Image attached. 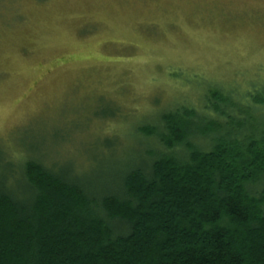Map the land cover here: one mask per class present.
Returning a JSON list of instances; mask_svg holds the SVG:
<instances>
[{
    "label": "rangeland",
    "instance_id": "obj_1",
    "mask_svg": "<svg viewBox=\"0 0 264 264\" xmlns=\"http://www.w3.org/2000/svg\"><path fill=\"white\" fill-rule=\"evenodd\" d=\"M214 88L264 120V0H0L2 173L33 159L106 188L141 127Z\"/></svg>",
    "mask_w": 264,
    "mask_h": 264
},
{
    "label": "trees",
    "instance_id": "obj_2",
    "mask_svg": "<svg viewBox=\"0 0 264 264\" xmlns=\"http://www.w3.org/2000/svg\"><path fill=\"white\" fill-rule=\"evenodd\" d=\"M199 110L141 127L106 188L9 158L0 264H264V120L215 88Z\"/></svg>",
    "mask_w": 264,
    "mask_h": 264
}]
</instances>
